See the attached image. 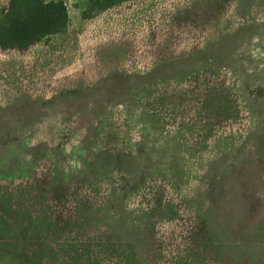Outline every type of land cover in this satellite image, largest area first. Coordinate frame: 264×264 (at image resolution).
<instances>
[{
    "label": "rangeland",
    "instance_id": "1",
    "mask_svg": "<svg viewBox=\"0 0 264 264\" xmlns=\"http://www.w3.org/2000/svg\"><path fill=\"white\" fill-rule=\"evenodd\" d=\"M64 1L65 34L0 49V197L37 264H264V0Z\"/></svg>",
    "mask_w": 264,
    "mask_h": 264
},
{
    "label": "trees",
    "instance_id": "2",
    "mask_svg": "<svg viewBox=\"0 0 264 264\" xmlns=\"http://www.w3.org/2000/svg\"><path fill=\"white\" fill-rule=\"evenodd\" d=\"M129 1L132 0H94L90 3L91 11L97 9L105 12ZM69 25L70 15L64 0H8V7L0 12V49L29 50L45 39L65 34ZM14 211L16 206L6 197H0V264H37V261L44 259L45 253L29 249L28 242L33 239L26 237L22 225L12 215ZM211 212L207 219L211 218ZM115 218L110 227L112 241L120 240V243L130 245L132 242L125 237V231L120 232L121 227L117 229L118 225L124 223V214L119 212ZM212 224L215 223L210 220L204 225L208 240L204 242L205 248L222 259L239 260V245L229 242L223 225ZM19 246L23 247V253H19ZM28 250L32 253L28 254ZM73 261L74 264L83 263L77 255L73 256Z\"/></svg>",
    "mask_w": 264,
    "mask_h": 264
}]
</instances>
